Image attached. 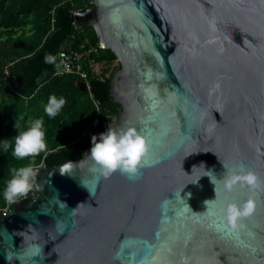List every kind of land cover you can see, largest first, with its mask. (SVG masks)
I'll return each mask as SVG.
<instances>
[{
  "label": "water",
  "instance_id": "95a60500",
  "mask_svg": "<svg viewBox=\"0 0 264 264\" xmlns=\"http://www.w3.org/2000/svg\"><path fill=\"white\" fill-rule=\"evenodd\" d=\"M90 1L74 17L116 58L108 127H135L149 163L97 179L91 145L37 169L0 264H264V0ZM246 204L233 229L221 209Z\"/></svg>",
  "mask_w": 264,
  "mask_h": 264
},
{
  "label": "trees",
  "instance_id": "16d2710c",
  "mask_svg": "<svg viewBox=\"0 0 264 264\" xmlns=\"http://www.w3.org/2000/svg\"><path fill=\"white\" fill-rule=\"evenodd\" d=\"M90 8V0H0V210L7 205L2 190L11 169L29 163L15 159L11 147L5 151L3 141L14 145L15 136L42 117L47 150L34 158L32 166L78 161L91 146L92 137L104 133L118 114L119 106L108 95L114 71L110 67L116 63L109 50L92 57L98 70L92 73L88 69L89 92L79 90L77 76H52L59 52L77 50L82 44L99 46L94 31L74 17ZM46 55L54 57V62L45 63ZM39 79L43 81L37 84ZM50 95L67 100L54 119L44 112ZM90 95L99 103L100 117L92 134L83 135L95 117ZM16 204L9 205V213Z\"/></svg>",
  "mask_w": 264,
  "mask_h": 264
},
{
  "label": "clouds",
  "instance_id": "9594fccd",
  "mask_svg": "<svg viewBox=\"0 0 264 264\" xmlns=\"http://www.w3.org/2000/svg\"><path fill=\"white\" fill-rule=\"evenodd\" d=\"M52 62L54 57L46 55L45 63ZM66 103L64 97L50 95L44 112L49 118L54 119ZM46 131L44 119L41 117L33 120L25 130L15 136L14 145L8 140L3 141V149L7 151L11 147V155L15 159L29 160L27 165L11 169L10 178L7 179L2 190L3 199L7 204H16L33 191L37 171L32 165L34 158L47 150ZM91 145L90 154L87 156L94 162L93 171L97 179L108 178L115 172L134 177L141 166L149 163L151 147L135 127L119 129L109 126L104 133L92 137ZM64 167L66 166H62ZM61 174L65 173L61 172ZM223 185L226 193L231 190L232 185L229 182L225 181ZM210 202L212 201H205V204ZM252 208V204L244 205L243 210L235 205H226L221 211L235 229L237 218L241 215H249Z\"/></svg>",
  "mask_w": 264,
  "mask_h": 264
},
{
  "label": "built area",
  "instance_id": "2783aa9c",
  "mask_svg": "<svg viewBox=\"0 0 264 264\" xmlns=\"http://www.w3.org/2000/svg\"><path fill=\"white\" fill-rule=\"evenodd\" d=\"M100 50H102L100 45L97 48H88L86 44H82L77 50H71L68 52H64V51L59 52L58 55L56 56V63L54 65L52 76L55 78L77 76L79 80L85 84L86 91L89 92V87L87 84L88 69L92 73H95L98 70V66L93 61L92 57L97 56ZM89 97L95 109V117H94V121L89 125V127L87 128L86 132L83 135H89V132H92L93 130L96 129L95 127L97 126V120L100 117L99 103L93 99L92 95H90ZM39 168L40 167L35 168V170L37 171V169ZM34 189L36 195L38 196L35 186ZM29 198L32 197L29 196L26 199ZM10 213H9V204H7L5 208L0 210L1 217H6Z\"/></svg>",
  "mask_w": 264,
  "mask_h": 264
},
{
  "label": "rangeland",
  "instance_id": "374dc122",
  "mask_svg": "<svg viewBox=\"0 0 264 264\" xmlns=\"http://www.w3.org/2000/svg\"><path fill=\"white\" fill-rule=\"evenodd\" d=\"M115 65H117V63H114L113 66L110 67V71H112V68L115 69L114 67H116ZM34 189V188H33ZM30 197L32 198H37L38 196L36 195L35 189L33 190L32 193L29 194Z\"/></svg>",
  "mask_w": 264,
  "mask_h": 264
},
{
  "label": "bare ground",
  "instance_id": "6f19581e",
  "mask_svg": "<svg viewBox=\"0 0 264 264\" xmlns=\"http://www.w3.org/2000/svg\"><path fill=\"white\" fill-rule=\"evenodd\" d=\"M34 186H35V182H34Z\"/></svg>",
  "mask_w": 264,
  "mask_h": 264
}]
</instances>
